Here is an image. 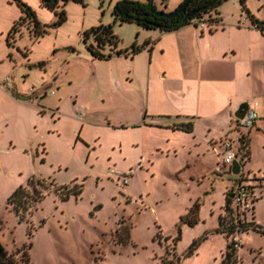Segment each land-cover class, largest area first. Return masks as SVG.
Returning a JSON list of instances; mask_svg holds the SVG:
<instances>
[{"label": "rangeland", "instance_id": "374dc122", "mask_svg": "<svg viewBox=\"0 0 264 264\" xmlns=\"http://www.w3.org/2000/svg\"><path fill=\"white\" fill-rule=\"evenodd\" d=\"M22 1L35 10L42 23L55 21V12L42 6L40 0ZM117 1L71 0L65 5L67 20L63 24L39 38L24 26L9 45L8 31L23 13L16 0H0V241L18 264H96V259L101 264L159 263L161 259L156 255H160L162 246L157 240L164 239L154 240L157 224L162 222L171 228L173 213L194 195L192 182L184 183V175L188 176L191 169L182 173L181 181L180 174L172 172L183 167L185 160L180 156L157 160L155 175L150 173L149 177L147 161L134 160L144 151L142 141L136 144L140 133L107 125L135 121L140 113L138 106L147 110L149 97V111L158 107V96L164 92L161 70L170 57L156 58L148 75L151 58L143 44L156 31L135 22L115 20L112 8ZM173 1L165 3L171 5ZM250 3L257 6L258 0ZM160 4L161 0H154V6L164 10L166 4L163 9ZM220 11L226 18L243 13L238 0H225ZM260 14L264 15V9ZM100 24H112L120 40L118 48L132 52L135 43L142 50L135 55L94 58L83 32ZM129 102L134 104L130 114L125 113ZM140 115L147 117L145 111ZM77 119L99 125H85L82 131L90 139L101 136L102 146L98 147V143L90 155L87 142L72 147L73 137L78 136L75 127L82 124ZM249 128L242 127L247 131ZM119 140L129 155L126 160H108L106 154ZM220 143L219 138L213 147L216 163L221 161ZM234 144L238 150L240 142L236 140ZM252 152V160L241 162L245 174L250 175L242 181L252 187L256 196L254 209H247L245 214L248 222L264 226V134L254 133ZM129 166L136 169L132 176L109 172V168L122 171ZM214 172L218 177L219 172ZM32 177L50 178L59 185L75 178L85 179L78 198L62 200L50 190L37 209L26 212L22 219L8 198ZM123 177L129 181L126 186L116 180ZM222 192L217 182L218 201L222 200ZM205 224L201 219L194 225L180 224L177 252L182 264H220V252L217 260L212 256L213 249L219 246L216 231L207 232L195 251L184 257L192 243L206 234L200 233ZM116 230L120 241L113 236ZM127 233L129 239L125 238ZM210 235L215 237L209 239ZM241 237L245 242L237 248V264H264V235L250 229L242 231ZM167 249L172 257V241Z\"/></svg>", "mask_w": 264, "mask_h": 264}, {"label": "crops", "instance_id": "0c3cea01", "mask_svg": "<svg viewBox=\"0 0 264 264\" xmlns=\"http://www.w3.org/2000/svg\"><path fill=\"white\" fill-rule=\"evenodd\" d=\"M180 1L175 0L170 5L161 0L160 8L163 9V5L166 4L164 11H171ZM239 5L241 7L240 2ZM247 6L257 18L264 20V15L260 14L264 9V0H258L257 6L247 0ZM242 12L226 18L219 7V21L208 24L204 28L190 23L172 31L154 29L156 34L147 37L150 41L147 50L151 58L148 75L151 76L152 65L156 58L161 57L159 59H162L166 55L170 56L165 65L163 62L165 69L161 70L162 78H160L163 81L164 92H160L158 96V107H155L153 112L149 111V97L147 110L138 106L139 112L145 111L147 117L146 115L141 117L139 113L137 119L129 123H118V125L107 123L113 128H129L140 133L138 138L141 140L138 139L139 142L136 144L142 141L144 151L139 152L134 160L147 161L149 177L150 173L155 175L157 160L179 156L185 160L183 167L172 169L174 174H180L179 181L183 180L182 173L191 169L188 176L183 175L184 183L189 185V182H192L194 195L189 197L187 202H183V205L173 213L171 228L165 227L162 222L161 225L157 224L159 229L156 230L155 235L160 231L164 242L157 240L162 250L160 255L156 256L160 257L166 253L171 239L177 235L175 224L196 201L200 203L199 218L206 223L202 226L200 233L215 232L219 226V217L224 213L226 192L228 189L235 188L237 184L235 181L239 175L228 171L219 172L216 177L214 171L217 166V156L213 147L216 146L218 139L221 140L225 135L233 138L240 134L245 135L249 139L250 155L247 161H250L253 154L254 133L255 135L264 134V31L257 28L251 18L243 10ZM204 18L208 20V15ZM245 101L249 103V108L257 112L258 116L248 131L244 129L237 131L234 129L236 122L234 113ZM133 105L129 102L125 113L130 114ZM55 114L56 112H53V115ZM77 121L82 124L80 128L78 125L75 127L78 136L73 137L75 140L72 141L74 144L72 147L75 148L78 144L87 142V148H90L88 155H90L91 150L96 149L99 141L101 142V136L90 139L82 131L85 125H99L81 119ZM181 122H192V130L174 127ZM56 132L61 131L57 129ZM80 135L83 138L81 140ZM59 136H62L61 133ZM240 145L241 142L239 148ZM101 146L102 143H99L98 147ZM116 149L117 151L113 153ZM128 155L121 140L117 145L112 144L111 151L106 154L108 160H126ZM239 155L237 159L241 161L242 157L239 159ZM135 170L134 166H129L122 171L115 167L109 168L111 174L117 171L116 174L127 177L132 176ZM240 174L242 180L249 179L250 175L247 174L249 175L247 176L243 169ZM255 176L254 174L253 179ZM84 179L75 178L73 181L80 183ZM217 182L223 190L221 201L216 199L218 196ZM64 216L69 217L68 214ZM217 233L220 238L215 239L219 241V246L213 249L212 256L217 260L220 252V261L228 239L225 234ZM165 237H170V239L167 241ZM213 237L215 235H210L208 238ZM154 240H156L155 237ZM244 242L245 238L242 237L241 244ZM177 245L175 252L179 255ZM179 264H182V259ZM183 264H185L184 261Z\"/></svg>", "mask_w": 264, "mask_h": 264}, {"label": "trees", "instance_id": "16d2710c", "mask_svg": "<svg viewBox=\"0 0 264 264\" xmlns=\"http://www.w3.org/2000/svg\"><path fill=\"white\" fill-rule=\"evenodd\" d=\"M22 10V15L19 19L15 20L12 24L7 35V42L9 45H13V41L16 38V34L21 31L22 27L27 26L30 33L35 37L39 38L45 33L49 32L50 28L57 27L63 24L67 20V14L65 5L71 0H40L41 5L54 11L56 19L53 23H42L35 10L22 0H16ZM76 2L84 3V0H73ZM167 0H162L165 3ZM225 0H190L186 9L183 12L178 13L172 17H166L163 15L156 14L155 11L150 8V0L139 1V0H119L113 8L112 14L115 20L120 22H135L145 29H160L162 31H172L178 29L186 24L194 23L196 19L204 18L208 15L210 24L219 21V7ZM242 10L249 16L253 24L264 31V20L257 18L247 6V0H239ZM155 9L156 6H155ZM197 10L193 16H187V13ZM215 14V15H214ZM83 40L86 44L88 51L94 58L98 59H109L114 54L117 55H132L140 52L142 47L137 46L135 43L132 45V52L128 48H118L119 37L113 31L112 24H100L86 29L83 32ZM150 45V41L146 40L143 47ZM174 127L191 131L193 128L192 122H181L176 124ZM239 154H241V162L247 160L250 155L249 150V139L242 135L240 138ZM238 154V155H239ZM242 181L241 174L237 176L236 183ZM84 183L73 181L71 184L59 185L54 180L45 177H39L28 180L26 185H21L16 188L8 198V203L12 208L21 215V218H26V212L33 213L38 207V203L41 202L50 190H53L60 195L61 199L67 200L71 196L78 198L83 191ZM251 187V186H249ZM252 188V187H251ZM233 195L234 189L231 188L226 192L224 213L219 217V226L216 228V232L225 234L228 239L225 251L222 253L220 264H237L240 261L238 255V249L235 247L234 242L231 240V234L236 227L234 208H233ZM256 200V199H255ZM199 206L200 203L196 201L188 210L187 213L180 217L177 235L174 236L172 241L173 252L172 257L169 256L170 252L166 249V253L160 256V262L155 264H179L182 257L175 252L176 245L181 238V223H187L194 225L199 220ZM254 209V206H253ZM242 227V231L250 229L257 230L264 235V226L253 222H238ZM32 227V226H31ZM33 228V227H32ZM32 235V231H29ZM119 230L114 233V238H118ZM130 234H126V239H129ZM163 237L161 232L158 231L155 235V239ZM207 237L204 234L198 240H195L192 245L188 248L184 257L191 255L198 247L200 242ZM170 237H165V240H169ZM160 241V240H159ZM161 242V241H160ZM156 257V256H155ZM96 264H101L100 260L96 259ZM0 264H18L17 260L9 255L0 241Z\"/></svg>", "mask_w": 264, "mask_h": 264}, {"label": "built area", "instance_id": "2783aa9c", "mask_svg": "<svg viewBox=\"0 0 264 264\" xmlns=\"http://www.w3.org/2000/svg\"><path fill=\"white\" fill-rule=\"evenodd\" d=\"M198 26L201 28H204L207 26L209 21L205 18H199L195 21ZM257 112L253 108H248V110L245 112L244 116L240 119L236 118V122L234 125V129L237 131H240L243 126H251L256 118H257ZM242 134H240L238 137L233 138L230 136H225V138L221 139L220 143V151L219 155L221 156V161L217 163L216 171L217 172H226L232 171V162L237 159L239 150H237L234 146V143L236 140L240 141ZM240 164L241 161L239 160ZM118 181V184L121 186H124L128 183L127 177H123L122 180L116 179ZM256 196L254 194V191L249 185L240 182L237 183L234 188V195H233V208H234V216H235V222L236 227L234 231L231 234V240L234 242V245L236 248H239L241 246V233H242V227L239 225L240 222H248L246 218L245 211L247 209L253 208V203L255 202Z\"/></svg>", "mask_w": 264, "mask_h": 264}, {"label": "water", "instance_id": "95a60500", "mask_svg": "<svg viewBox=\"0 0 264 264\" xmlns=\"http://www.w3.org/2000/svg\"><path fill=\"white\" fill-rule=\"evenodd\" d=\"M189 1L190 0H183L175 9L171 11H164V10L155 9L154 0H150V8L151 10L155 11L156 14L163 15L166 17H172V16L177 15L180 12H183L186 9ZM196 12L197 10H192L187 13V16H193ZM248 108H249V103L247 101L242 102L237 108V110L235 111L234 116L238 119L242 118L245 112L248 110ZM241 169L242 167H241L239 160L235 159L232 162V173L234 175H239L241 173Z\"/></svg>", "mask_w": 264, "mask_h": 264}]
</instances>
